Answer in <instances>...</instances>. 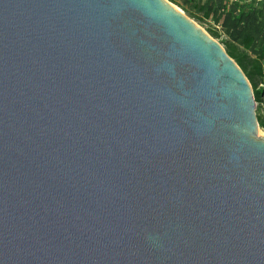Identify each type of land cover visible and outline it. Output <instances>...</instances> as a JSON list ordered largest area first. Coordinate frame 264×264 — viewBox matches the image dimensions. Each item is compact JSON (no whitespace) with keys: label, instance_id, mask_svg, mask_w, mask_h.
Masks as SVG:
<instances>
[{"label":"water","instance_id":"water-1","mask_svg":"<svg viewBox=\"0 0 264 264\" xmlns=\"http://www.w3.org/2000/svg\"><path fill=\"white\" fill-rule=\"evenodd\" d=\"M259 131L168 0H0V264H264Z\"/></svg>","mask_w":264,"mask_h":264},{"label":"trees","instance_id":"trees-1","mask_svg":"<svg viewBox=\"0 0 264 264\" xmlns=\"http://www.w3.org/2000/svg\"><path fill=\"white\" fill-rule=\"evenodd\" d=\"M176 2V0H170ZM186 15L199 22L211 20L207 31L221 38L226 52L247 76L256 102L263 103L264 91V0L241 3L238 0H181ZM264 131V113H256Z\"/></svg>","mask_w":264,"mask_h":264},{"label":"rangeland","instance_id":"rangeland-1","mask_svg":"<svg viewBox=\"0 0 264 264\" xmlns=\"http://www.w3.org/2000/svg\"><path fill=\"white\" fill-rule=\"evenodd\" d=\"M173 6L181 9L184 13L185 11L182 9V7L180 6L181 5V0H176V2H173V1H170L168 0ZM240 1L241 3H244V4H248V3H251V2H256V4L259 3V0H238ZM180 4V5H179ZM186 14V13H185ZM191 19H193L205 32H207L209 34V32L207 31L208 27L209 26H214V23L211 21V20H208L207 22H199L197 19L193 18V17H190ZM210 35V34H209ZM211 36V35H210ZM212 37V36H211ZM214 40H216L219 44H221V46L224 47V44L221 42V38H215V37H212ZM259 87L262 88V90L264 91V80H263V83L259 85ZM256 113H261L263 114L264 113V106H263V103H259V102H256ZM259 133H263L264 134V131L260 129Z\"/></svg>","mask_w":264,"mask_h":264},{"label":"bare ground","instance_id":"bare-ground-1","mask_svg":"<svg viewBox=\"0 0 264 264\" xmlns=\"http://www.w3.org/2000/svg\"><path fill=\"white\" fill-rule=\"evenodd\" d=\"M261 135H264L263 133H260Z\"/></svg>","mask_w":264,"mask_h":264}]
</instances>
